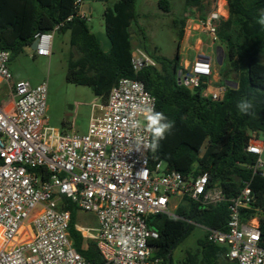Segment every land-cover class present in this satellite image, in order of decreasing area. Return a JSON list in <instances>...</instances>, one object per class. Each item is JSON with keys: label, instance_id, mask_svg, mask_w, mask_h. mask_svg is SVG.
I'll use <instances>...</instances> for the list:
<instances>
[{"label": "built area", "instance_id": "1", "mask_svg": "<svg viewBox=\"0 0 264 264\" xmlns=\"http://www.w3.org/2000/svg\"><path fill=\"white\" fill-rule=\"evenodd\" d=\"M83 7L84 0H75L74 15L38 33L33 56L51 57L55 34L73 18L89 21ZM227 18L216 6L203 18L187 21L186 38L204 33L212 45L220 43L218 25ZM198 45L200 52L192 63L180 62L181 84L189 89L205 84L203 96L219 101L230 87L225 82L213 84L214 59L203 53L206 44L200 39ZM215 55L218 64L224 49L218 47ZM10 61L11 52L1 50L0 264H96L75 249L71 211L64 208V200L97 217L98 228L75 229L96 244L103 264H163L151 245L159 233L149 227L148 219L158 214L176 218L171 209L179 204L174 200L184 198L202 207L227 202V230L202 226L208 241L225 246L229 262L264 264L262 210L255 205L249 182L227 199L221 188L210 186L207 173L185 177L164 161L153 160L152 150L145 147L151 136L140 109L156 111L157 99L142 82L120 79L105 101L99 98L101 103L93 104L87 134H65L47 125V82H13ZM132 65L138 72L157 63L138 50ZM246 150L257 156L253 174L264 177V138L253 132ZM249 211L254 214L247 218Z\"/></svg>", "mask_w": 264, "mask_h": 264}, {"label": "trees", "instance_id": "2", "mask_svg": "<svg viewBox=\"0 0 264 264\" xmlns=\"http://www.w3.org/2000/svg\"><path fill=\"white\" fill-rule=\"evenodd\" d=\"M97 1L105 4L104 29L110 50H103L86 20L73 18L61 30L70 33L67 81L90 87L103 101L122 78L142 82L157 99L156 111L175 122L160 141L158 150L152 151L153 160L164 161L168 168L185 177L207 173L210 186L221 188L227 199L236 196L243 184L249 182L256 194L255 205L262 210L260 229L264 248V177L253 174L251 167L257 156L246 150L250 132L264 138V64L258 58L259 54H264V26L257 23L264 10V0H226L228 18L219 22L217 33L224 49L223 61L229 64L223 80L227 81L228 75L234 74L237 88H229L219 101L203 96L205 84L189 89L177 81L181 69L179 48L187 18L174 21L180 39L175 57L154 56L144 47L157 66L136 72L132 65L131 32L138 17L136 0H117L113 4L111 0ZM74 2L0 0V51H10L11 59L19 55L24 48L31 47L38 33L50 31L57 23L74 15ZM186 5L199 11L204 9L203 0H186ZM158 7L169 12L167 0H159ZM241 99H249L253 104L248 114H242L237 108ZM181 201L175 210L176 218L158 214L148 219L149 227L159 233V238L151 245L157 248V257L163 259V264H173L172 251L191 233L193 224L227 230L230 218L227 202L202 207L187 198ZM64 203V208L71 211L70 233L75 249L87 261L103 264L96 244L84 240L75 229L76 206L67 200ZM253 214L249 211L246 217ZM226 252L225 246L208 241L205 234L199 241V250L185 254L182 264H220L227 260Z\"/></svg>", "mask_w": 264, "mask_h": 264}, {"label": "rangeland", "instance_id": "3", "mask_svg": "<svg viewBox=\"0 0 264 264\" xmlns=\"http://www.w3.org/2000/svg\"><path fill=\"white\" fill-rule=\"evenodd\" d=\"M116 1L111 0L110 3L113 4ZM149 1L154 4L148 3ZM158 1L136 0L135 9L138 17L137 22L131 26L134 52L137 51V48L144 50L145 47L151 55L156 56L154 53L157 52L163 57L173 59L180 42L179 29L175 26L174 21L182 18L188 20L190 17L206 16L214 10L216 0H203L204 9L202 11L187 7L186 0H167L170 6L168 13L159 10ZM84 2L86 6L90 7L88 28L101 43L102 48L107 51L110 49V43L104 29L105 5L97 0H84ZM185 37L186 33L183 39ZM199 39L206 44L204 51L211 54L215 60L216 49L218 47L223 48V46L220 43L212 45L210 37L204 33H195L191 37L192 42ZM69 42V32H58L54 36L51 57H34V50L31 47H26L19 55L11 59L9 69L13 75V82L26 80L32 85H39L46 81L48 84L47 125L61 133H75L82 136L86 135L89 130L93 104L99 105L101 101L94 95L90 87L75 85L67 81V59L71 50ZM192 47L187 40L181 43L179 53L183 63L188 62L190 64L195 58L196 51ZM258 58L264 64V54H259ZM228 65L227 60L223 61L222 65L216 64L215 69L220 74V79H224V75L229 69ZM227 80L234 81V74H229ZM100 114L101 112L97 107L96 115L99 116ZM262 159L264 160V154ZM181 202V199L174 200L176 205ZM171 212H175L173 208ZM74 223L75 227H99L97 217L94 214L79 209L75 211ZM204 237V228L198 224H193L191 233L172 251L173 264H182V260L188 252L196 253L199 250V241ZM220 264L234 263L224 259Z\"/></svg>", "mask_w": 264, "mask_h": 264}, {"label": "clouds", "instance_id": "4", "mask_svg": "<svg viewBox=\"0 0 264 264\" xmlns=\"http://www.w3.org/2000/svg\"><path fill=\"white\" fill-rule=\"evenodd\" d=\"M257 23L264 26V10L261 11ZM237 108L242 114H248L253 108V104L249 99H241ZM140 113L144 117V128L151 136L150 143L146 144L145 147L156 152L160 146V141L165 139V134L172 130L175 122L168 120L162 112L155 111L152 107L142 108Z\"/></svg>", "mask_w": 264, "mask_h": 264}, {"label": "crops", "instance_id": "5", "mask_svg": "<svg viewBox=\"0 0 264 264\" xmlns=\"http://www.w3.org/2000/svg\"><path fill=\"white\" fill-rule=\"evenodd\" d=\"M159 2V1H158ZM157 2V3H158ZM148 3H151V4H154V3H152V2H148ZM105 5V4H104ZM157 6H158V4H157ZM219 7V8H222L223 10H225L226 11V14H227V16H228V7H227V1L226 0H216V2L214 3V8L215 7ZM84 10L88 13V14H90L89 13V11H90V7H88V6H86L85 5V2H84ZM159 8V7H158ZM159 10H160V8H159ZM207 15V14H206ZM204 16H200V17H198V18H203ZM192 19H197V18H192V17H190L188 20H192ZM187 20V21H188ZM186 37H185V39H183L181 42H180V45H181V43L182 42H185L186 41ZM187 41H189L190 42V44L193 46L192 48H194V50L196 51V55L200 52L198 49H199V45H198V42H199V40H196V42H192L191 41V38H188L187 39ZM132 45H133V40H132ZM104 50V49H103ZM108 50H110V49H108ZM108 50L107 51H105V52H108ZM137 51L138 50H140V51H144L143 49H140V48H137L136 49ZM133 52H134V46H133ZM203 53L204 54H207L208 55V53H206L204 50H203ZM156 56H161L160 54H158L157 52L156 53H154ZM210 55V54H209ZM180 62H182V60L180 61ZM215 66H216V59L214 60V76H213V78H212V82H213V84L214 85H216V84H218V83H221V82H224V80L223 79H220L219 78V76H220V74L218 73V71H216V69H215ZM99 99V98H98ZM250 135H252L253 134V132H250L249 133Z\"/></svg>", "mask_w": 264, "mask_h": 264}, {"label": "water", "instance_id": "6", "mask_svg": "<svg viewBox=\"0 0 264 264\" xmlns=\"http://www.w3.org/2000/svg\"><path fill=\"white\" fill-rule=\"evenodd\" d=\"M36 47H37V41H34V42L32 43V45H31V48H32L33 50H35ZM220 49H221V51H223V48H222V47H220ZM223 60H224V59L221 58V59L218 61V64H219V65H222V64H223ZM177 81H178L179 84H181V71L178 72ZM225 83H226L230 88H234V89L237 88V83H236V82H233V81L227 80V81H225Z\"/></svg>", "mask_w": 264, "mask_h": 264}]
</instances>
